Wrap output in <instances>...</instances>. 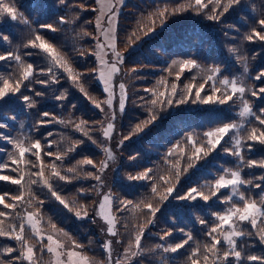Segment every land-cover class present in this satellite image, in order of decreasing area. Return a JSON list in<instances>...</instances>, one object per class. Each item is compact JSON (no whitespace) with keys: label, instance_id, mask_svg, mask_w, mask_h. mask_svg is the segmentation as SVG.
Instances as JSON below:
<instances>
[{"label":"trees","instance_id":"16d2710c","mask_svg":"<svg viewBox=\"0 0 264 264\" xmlns=\"http://www.w3.org/2000/svg\"><path fill=\"white\" fill-rule=\"evenodd\" d=\"M10 2L17 9L18 16H22L28 23L25 24L23 20L11 21L7 16L4 17L0 22V34L7 35L9 41L0 40V54L16 51L22 55L25 64L31 63L34 66L36 71L33 83L28 84V87H22L21 92L32 97L35 107L29 108L19 94L0 101V163L10 164V154L15 152L13 145L4 137L11 140L22 139L26 143L39 140L43 147L41 156L45 164L55 162L59 165L62 174L68 176L76 177L75 173L66 172L68 167L76 166L81 173L71 182L52 180L54 189L69 203L73 211L65 209L47 188L37 184L32 185V191L39 200L43 201V204H38L33 199L31 207L25 202L16 209L17 213L23 215L27 211H35L38 207L40 228L49 230L50 225H55L56 228L64 231L68 242L67 245L65 244L67 248L72 247L71 241L74 240L83 245V248L76 249L77 251L101 262L106 259V253L101 247L104 243L105 231L97 215V206L102 194L108 191L114 200L112 213L119 219V223L116 224L119 234L112 237L115 238V243L119 240L114 248L117 252L127 247L140 225H146L141 240L143 253L135 258L134 263L188 264L192 250L198 245L209 242L205 233L215 222L212 213L222 212L228 205L220 203L215 197L208 202L200 198L191 201L180 200L178 197L184 196L191 188L205 190V186L218 178L223 169L238 167L244 179L252 180L253 185L261 184V188L241 186L240 190L256 198L264 193V180L259 179L264 176V168H248L242 165L237 157L224 152V148L233 146L234 136L230 133L221 145L202 159H196L193 156L192 146L187 144L190 135L199 143L206 142L205 132L228 123L244 125L243 128L235 130V136L246 135L247 130L252 126L264 129L254 117H249L246 121L239 117L238 113L242 107L239 98H235L234 103L223 105L192 103L191 99L194 96L189 98L187 103H175V100L184 94V85L193 82L192 77H196L195 83L198 85L207 75L213 74V69H219L216 77L217 86H220V79L228 78L242 81L245 86L254 87L256 90L264 87V79H255L257 74L264 72V42L245 39L254 26L258 30L260 28L257 21L264 19V0H241L219 19L214 20L207 18L213 5H209L202 13L189 10L170 15L162 26L157 21L155 31L146 36L138 31V22L142 17H147L157 9L179 7L187 0H123L117 12L115 35L117 50L124 55V63L120 65L121 71L114 76L112 88L114 93L117 85L125 84V109L121 112L116 102H113L112 107L109 108L110 115L106 118H104L105 112L96 108L93 103L94 100L103 102L106 95L96 81V72L93 71L95 69L93 49L96 37L93 21L95 0H64L63 3L61 0H10ZM223 2L227 3V0ZM61 17L67 22L60 23ZM145 23L147 25L146 21ZM49 24L56 28V31L41 27ZM134 31H137V35L141 38L132 47H128V38ZM85 32L89 35H84ZM36 33L67 57L71 67L80 74V83L85 92H81L68 79L67 73L59 68L54 69L59 79L58 83L50 82L48 85H42L34 82L48 79L47 76L40 74L39 69L50 66L49 58L41 50L23 47ZM185 60H194L198 67L184 70L177 80L176 73L180 71L179 62ZM173 61H176L177 65L169 75L168 69ZM132 69L136 71L132 72ZM0 75H11L15 78L18 75L16 62L0 61ZM162 80L167 82L169 91L173 82L178 86L176 97H171L174 100L173 104H165L162 110L158 111V119L154 123L149 124L142 132L133 134L135 126L150 117L149 109L153 108L150 101L156 97L149 90L156 92L165 90V85L158 83ZM36 92H41L42 95L36 96ZM61 93L65 94L66 98L57 100L56 97ZM207 94H211V88L208 86L201 92L202 96ZM245 98L251 101L256 114L264 108V95L259 97L247 95ZM44 112L50 115L45 117L42 115ZM113 113L115 120L112 122L115 128L111 138L106 139L103 136V129ZM61 120L64 123H60ZM82 120L87 121L83 127L92 140L96 141L95 144L83 132L76 130L75 124ZM39 121L46 123L40 124ZM126 136L130 138L125 140ZM50 141L55 143L49 148ZM76 141L83 143L76 146L75 151L70 152L62 161H56L55 156L44 155L47 151L63 152ZM248 143L253 142L247 141L242 148L245 161L264 160V145L255 143L249 150ZM175 145L183 147L185 153L181 155L176 151L173 155H169ZM105 147L111 149L114 158L108 161L109 167L101 174L102 183L84 177L83 173L89 171L96 173L97 168L91 165L79 166L77 161L92 159L99 167L100 162L106 159L103 151ZM189 156H193L191 161L188 159ZM26 158L33 162L36 160L34 156H26ZM189 163L193 165L190 168H188ZM173 164H177L180 171L178 179L177 169L173 168ZM22 167L25 172L38 171V168H32L30 165ZM185 168L188 170L184 171ZM148 169L152 170L149 179H128L129 175H136ZM0 174L17 175L8 169ZM49 174L50 170L45 168V175ZM160 177L165 179L161 180ZM153 184L157 186L161 195L165 194L164 189L168 186H172L174 190L166 200H161L158 195L154 196L151 192ZM6 191L18 194L19 187L0 181V193ZM227 194V190H222V195ZM233 199L236 203H240L238 197ZM120 200H131L134 203L151 200L159 211L152 218L153 222L147 224L149 217L146 215V209L133 213L130 207L129 211L117 212L116 208ZM81 205L88 210V216L85 218H78L75 215V210ZM0 210L11 211L3 209L2 205ZM201 219L208 221V224L201 225L199 223ZM19 222V219L13 220L11 217L8 219V223L18 225ZM242 227L253 233L256 231L247 224ZM181 229L183 232L180 231ZM167 232H171L172 235L165 236ZM30 233L31 230L26 225L25 234L30 236L29 244H36L39 249L36 237L31 236ZM187 234H191L193 239L175 253H165L162 249L155 248L157 244L165 247L174 246L186 239ZM161 236L165 238L162 240ZM245 244L246 254H264V245L255 235L245 236L238 241V246ZM4 246L20 248L15 240L0 237V248ZM221 247L223 250V245ZM17 255L19 251L9 255L0 252V260L8 261ZM37 256L40 264H49L50 254L37 251ZM14 264L21 262L16 261ZM22 264L27 262L24 261ZM200 264H204L202 258ZM232 264H248V262L233 260Z\"/></svg>","mask_w":264,"mask_h":264},{"label":"snow or ice","instance_id":"6c2138e0","mask_svg":"<svg viewBox=\"0 0 264 264\" xmlns=\"http://www.w3.org/2000/svg\"><path fill=\"white\" fill-rule=\"evenodd\" d=\"M64 0H61L63 3ZM241 0H227V3H224L223 0H187V2L179 7L168 9L162 8L157 9L155 12L150 13L147 17H142L141 21L138 22V31L142 32L143 35H148L155 31L156 22L159 21L161 26L165 22L166 18L170 15H177L189 10L195 11L197 13H202L205 9H208L209 5H213L210 9V12L207 16L208 19L214 20L219 19L225 12L229 10L233 5L239 4ZM96 3L100 5L98 11L100 16L97 17L96 28L102 33L104 39L108 41L107 45L97 42V49L99 51L93 53L96 55L99 67L94 69V72L98 73L97 78L103 82L104 91L108 93V97L103 102L93 101L96 108L104 111L102 103L106 104L108 108L112 107L113 100V88H112V77L121 71L120 65L124 63V55L117 50L116 35H115V23L116 17L118 15L114 6L108 8L110 13L107 16L108 28H104L101 22V17L104 15V0H96ZM118 3L123 4V0H118ZM83 7V5H81ZM217 9H221L217 11ZM97 9H94V11ZM7 16L11 21L23 20L25 24L28 23L27 20H24L22 16H18L17 9L14 4L6 2V0H0V22L3 21L4 17ZM147 22V25L145 23ZM67 21L61 17L60 23H66ZM260 26L259 30L257 27L251 29L250 34L245 36V39L248 41L258 40L264 42V19H259L257 21ZM41 27L47 28L51 31H56L51 24L42 25ZM146 28V30H145ZM84 35H89L84 33ZM141 37L137 35V31H134L132 35L128 38L127 46L132 47L133 44L139 40ZM0 40L5 42L9 41L7 35L0 34ZM23 47H32L41 50L50 60V66L47 68L39 69L41 75H45L48 79L35 80V83L42 85H48L51 83H58L59 79L54 71V69H62L67 73L68 79L73 82L75 86L79 88L81 92H85L83 85L80 83V74L76 73L75 70L71 67L67 57L62 54L52 43L45 40L40 34L36 33L33 35V38L29 39ZM111 50L112 55L115 57V60L112 63H109L108 60L104 59V56L107 55L105 48ZM31 53H28L30 55ZM14 61L18 65V75L13 78L11 75L3 76L0 75V101L5 100L8 97H15L19 94V97L27 104L29 108L35 107V101L32 97L23 95L21 92L22 87H28V84L33 83V77L35 74L34 66L31 63L25 64L22 55L16 51H6L4 54H0V61ZM177 65L176 61H173V64L169 67V75L172 74V69ZM198 67L197 63L194 60H185L179 62L180 71L176 73V79L179 80L180 73L184 70H191ZM132 72H135L136 69H132ZM245 72L247 68L245 67ZM211 75H207L203 82H200L198 85L195 83L196 77H192V81L184 85V94L175 100L177 104H184L191 99L192 103H201V104H227L229 102H235V98H239L240 104L242 105L241 110L239 111V117L243 118L245 121L249 117H254L258 121L259 125L264 126V108L259 110V114H256L253 111L251 101L246 99L247 95L251 97H259L264 95V87L256 90L254 87H247L242 81L236 79L222 78L219 80V85L217 86L216 77L219 74V69H213ZM256 80L264 79V72H260L255 77ZM159 84L165 85V90L156 92L155 90H149L153 92L155 99L150 101L153 108L149 109L150 117L147 121H143L140 124H137L134 129V133H139L144 130L149 124L154 123L158 119V111L162 110L165 104L172 105L174 100L171 97H176L177 95V84L173 82L171 84L170 91L167 88V82L162 80L158 82ZM206 86L211 88V94L201 95V92L206 90ZM120 90V100H119V109L121 112L125 109V99H126V89L125 84L120 83L118 85ZM193 89L195 92L193 93ZM86 94V93H85ZM219 94V95H217ZM36 96H41V92H36ZM164 99H161V98ZM65 94L57 96V100L65 99ZM43 116L48 117L50 114L48 112L42 113ZM115 120V113L111 115V119L107 123V126L103 129V136L106 139L111 138V133L115 128V125L112 121ZM50 122V121H48ZM64 123L63 120L59 121ZM38 123L43 124L46 121H39ZM87 121H80L75 124L77 131H81L85 136H88L89 140H92L91 136L88 135V131L85 130L83 125H86ZM243 124L228 123L224 124L221 127H217L214 130H210L204 133L206 142L199 143L194 140L190 135L187 138V144L192 146L193 156L196 159H202L204 156L208 155L211 151L215 150L226 136L233 130H238L243 128ZM51 135V133H49ZM5 139L9 140V143L13 145L15 152L10 154V164L9 163H0V172L8 169L11 172L17 173L16 176L0 174V181L10 183L11 185H16L19 187L18 194H12L10 192L0 193V205L3 206V209L11 210L4 211L0 210V237L8 238L15 240L20 248L16 249L10 246H4L0 248V252L5 255L12 254L16 251H19V255L12 257L8 261L0 260V264H14L16 261L22 262L26 261L27 264H40L39 257L37 256V251L43 253L47 252L50 254L52 259L49 261V264H100V262L95 259H90L84 253L77 251L76 249L83 248L82 244L77 243L76 241H71V248H66L65 244L54 238L53 235L48 234L44 235L42 229L38 227L40 209L37 207L35 211H29L23 215L16 212V209L25 202L32 206V201L35 199L38 204H43L42 200L35 195L32 191V185L40 184L43 187L47 188L48 192L58 201L65 209L73 211L74 209L70 207L69 203L62 198V196L54 189L52 180L71 182L72 179L79 177L81 175L78 172L77 167H68L66 169L67 173H75L76 177L68 176L62 174L59 165L55 162L45 164L41 152L43 151L42 144L39 140L25 142L22 139L11 140L7 137ZM130 137H124L125 140ZM233 146L231 148H224V152L230 155L237 157L241 164L248 167H260L264 168V160H247L245 161L242 155V148L245 146L247 141L253 143H248L247 147L249 150L252 149L253 144L259 143L264 145V129L252 126L247 130V134L244 136H234ZM54 141H50L48 147H52ZM83 141H76L71 147L66 149L63 152L53 153L51 151L44 152L45 156H55L56 161H62L70 152L75 151L76 146H78ZM92 143H96L95 140H92ZM123 143V141H121ZM103 151L106 154V159L100 162L99 167L96 166L95 162L92 159L85 158L83 160L77 161V165H91L94 168H97L96 173L91 171L83 173L84 177L92 178L97 182L102 183L101 174L109 167L108 161L112 160L113 154L110 148H103ZM176 151H179L181 155L185 153V150L180 145H175L173 150L169 152V155H173ZM26 156H34L36 158L35 162L30 159H27ZM193 156H189V161L192 160ZM134 159V157H133ZM11 165H16V167H11ZM30 165L32 168H38L36 172H25L24 167ZM192 163L188 164V168L192 167ZM45 168L50 170L49 175H45ZM173 168H176V177L179 178L180 171L177 167V164H173ZM188 168H185L184 171H187ZM152 170L148 169L144 172L138 173L136 175H129V180H144L149 179L150 172ZM36 177V179H32ZM161 180H164V177H160ZM259 179L264 180V176ZM167 183V181H165ZM241 186H254L256 188H261V184L257 183L253 185L252 180H246L241 174V169L238 167L235 170L233 169H223L222 174L218 176L214 181L209 185L205 186V190H198L197 188H191L184 196L178 197L180 200H191L195 201L197 198L202 199L204 202H208L213 197L217 198L220 203L227 204L228 207L222 212L212 213L215 218V222L208 228V231L205 235L209 238V242L204 243L203 245H198L194 248L191 254L188 257V264H200L202 258L204 264H232L233 260L237 262L247 261L248 264H264V254L255 255V254H246L244 251L245 245H239L238 241L245 236L255 235L259 242L264 245V193H261L258 198L248 196L245 192L241 191ZM173 187L168 186L164 189L163 195H161L157 186L153 184L151 192L154 196H159L161 200H166L168 196L173 192ZM222 190H227V195H222ZM234 197H238L240 203L234 201ZM10 201V202H6ZM114 203L113 197L110 194L103 195L102 200L98 202V211L97 215L100 216L106 222V232L112 237L118 236V231L116 229V224L119 223L118 217L112 214V205ZM131 211L135 213L137 210L146 209V215L149 217L147 219V224L153 222V217L156 212L159 211L157 206H154L151 200L139 202H133L131 200H120L119 206L116 208L117 212ZM15 213V215H13ZM75 215L78 218H85L88 216V210L83 205L79 209L75 210ZM11 217L13 220L19 219V224L8 223V219ZM201 225H207L208 221L201 219L199 221ZM250 225L252 229H256L253 233L242 227V225ZM27 227L31 230L30 235L35 236L38 243L39 249H37L36 244H29L30 236H26L25 229ZM50 227L55 230V225H50ZM146 225H140L139 230L134 233L133 239L128 242L127 247L124 249V258L128 261V264L132 262L139 255H142L143 249L141 248V240L144 233V228ZM60 233H63V230H58ZM183 232V229L180 230ZM66 235V234H65ZM171 232L165 233V236H171ZM165 236H161L160 239H164ZM193 239L191 234H187V238L182 242L173 245L163 246L157 244L155 248L162 249L163 252L175 253L179 249L184 248L185 245ZM45 240L47 243H45ZM112 241H105L101 247L104 249L107 259L106 264H113L112 260ZM119 243V240L116 241ZM223 245V250L222 246ZM135 247L137 251L132 249ZM115 264H124L121 260H116Z\"/></svg>","mask_w":264,"mask_h":264},{"label":"rangeland","instance_id":"374dc122","mask_svg":"<svg viewBox=\"0 0 264 264\" xmlns=\"http://www.w3.org/2000/svg\"><path fill=\"white\" fill-rule=\"evenodd\" d=\"M120 5H121V4L118 3V0H104V15L101 17V22H102V25H103L104 28H108V27H109V25H108V23H107V16L110 14V13L108 12V8L111 7V6H114V7H115V10L118 12V10H119V8H120ZM99 8H100V5H98V4L96 3V0H95L94 9H97V10L94 11V16H93V21H94V24H95V28H96L97 17L100 16V12L98 11ZM114 27H115V25H114ZM97 42L102 43V44H105V45H107V43H108V41H106V40L104 39V36L102 35V33H101L100 31H98L97 28H96V37H95V42H94L93 53L99 51V50L97 49V47H96ZM118 51H119V50H118ZM105 52L107 53V55L104 56V59L108 60L109 63H112V62L115 60V57L112 55L111 50L108 49V48L106 47V48H105ZM93 56H94V58H95V69H97V68L99 67V63H98V60H97L96 55L93 54ZM97 76H98V73L96 72V81L100 84V86H101V87L103 88V90H104V84H103L102 81H100V80L97 78ZM114 76H115V75H114ZM114 76L112 77L111 84L113 83ZM116 89H117V90H115V92H114L115 95H113L112 104H113V102H116V105L119 107V100H120V95H121V94H120V90H119L118 85H117V88H116ZM105 93H106V95H105V100H106L107 97H108V93H107V92H105ZM114 99H116V100H114ZM102 107H103L104 112H105V113H104V118H106V116H109V115H110V113H109V112H110V111H109V108H108V106H107L106 104H104ZM108 122H109V121L106 122L105 127L107 126V123H108ZM235 124H237V123H235ZM105 127H104V128H105ZM219 127H221V126H219ZM216 128H217V127H216ZM211 130H214V129H211ZM230 134H231L232 136H235V135H236L235 130H233L232 132H230ZM233 170H235V169H233ZM105 194H110V193H109L108 191L104 192V193L102 194L100 200H102L103 195H105ZM100 200H99V201H100ZM97 211H98V206H97ZM111 211H112V210H111ZM27 212H29V211H27ZM112 214H113V213H112ZM98 217H99L100 220L102 221V223H103V227H104V231H105L104 242L107 241V240H111V241L113 242V243H112V260H113V264H115V261H116V260H121V261L124 262V264H128V261L125 260V258H124V249H123L121 252H117V251L114 249V248H116L115 238H112V236H110V235L107 234V232H106V222H105L100 216H98ZM38 227H39V225H38ZM41 229H42V228H41ZM58 230H60V229H58V228H56L55 230H53L52 228L49 229V230H44V229H42V232H43V234H44L45 236L48 235V234L53 235L54 238H56V239L62 241L64 244L67 245L68 242H67V239L65 238L64 234L60 233ZM63 233H64V231H63ZM46 243H47V241H46ZM65 247H66V246H65ZM66 248H67V247H66ZM132 250H133V251H137V249H135V247H134ZM51 259H52V257L50 256V260H51ZM106 259H107V255H106ZM106 259H105V261H101L100 264H106ZM134 261H135V260H134ZM134 261L132 262V264H136V263H134Z\"/></svg>","mask_w":264,"mask_h":264}]
</instances>
